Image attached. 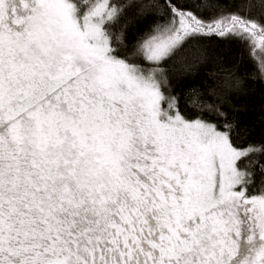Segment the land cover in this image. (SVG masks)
<instances>
[{
	"label": "snow or ice",
	"instance_id": "obj_1",
	"mask_svg": "<svg viewBox=\"0 0 264 264\" xmlns=\"http://www.w3.org/2000/svg\"><path fill=\"white\" fill-rule=\"evenodd\" d=\"M0 264H264V0H0Z\"/></svg>",
	"mask_w": 264,
	"mask_h": 264
}]
</instances>
